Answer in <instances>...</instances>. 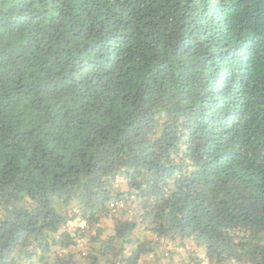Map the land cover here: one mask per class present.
I'll return each mask as SVG.
<instances>
[{"label": "trees", "instance_id": "1", "mask_svg": "<svg viewBox=\"0 0 264 264\" xmlns=\"http://www.w3.org/2000/svg\"><path fill=\"white\" fill-rule=\"evenodd\" d=\"M0 264H264V0H0Z\"/></svg>", "mask_w": 264, "mask_h": 264}]
</instances>
